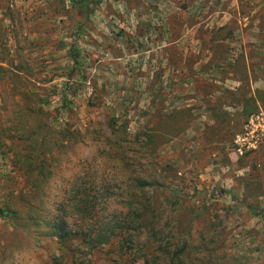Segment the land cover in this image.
Listing matches in <instances>:
<instances>
[{"label": "rangeland", "instance_id": "obj_1", "mask_svg": "<svg viewBox=\"0 0 264 264\" xmlns=\"http://www.w3.org/2000/svg\"><path fill=\"white\" fill-rule=\"evenodd\" d=\"M86 2L92 13L77 16L70 0H0V209L21 217L0 216V264L61 260L49 225L74 227L77 185L114 228L127 174L181 197L166 232L187 242L186 264H264V144L230 150L237 101L264 90V0ZM212 107L234 117L217 125ZM108 119L142 139L134 169L104 145ZM112 249L82 258L115 264Z\"/></svg>", "mask_w": 264, "mask_h": 264}, {"label": "trees", "instance_id": "obj_2", "mask_svg": "<svg viewBox=\"0 0 264 264\" xmlns=\"http://www.w3.org/2000/svg\"><path fill=\"white\" fill-rule=\"evenodd\" d=\"M70 1H72L73 10L77 16L89 15L93 11L90 10L86 0ZM216 57L218 60L213 63L219 65L222 61L218 54ZM238 75L241 78L238 77L237 82L243 85L247 79L246 71L244 74L242 72ZM46 103H51V101ZM237 103L242 108L240 114L243 121L240 129L231 138L230 144L234 136L241 132L248 116L258 112L260 106H264V90H255L248 95L244 94ZM208 112L212 121L217 125H224L234 117L214 107L208 109ZM115 122V120L108 119L105 126L109 133L103 136L102 141L114 152H123V155L117 161L115 160L119 167L129 166L134 169L136 154L139 155L143 149L141 147L142 139L134 136L135 139L130 140L126 135V126H122L123 130L119 134ZM129 153H132L133 156H129ZM30 161H25L26 166H31ZM134 177L133 174H127V177L119 180L127 193L121 202L122 217L119 221L116 219L114 228L108 229L100 224L102 216L99 218L101 213L98 214L99 212L96 210L97 204L94 203L97 200L94 193L81 190L80 186L75 184L77 186L74 188L72 201L70 200L71 204L68 208L76 217L74 227H71L60 216L49 225L51 240L55 241L58 257L61 259L56 264H62L67 257L70 258V264H93L91 258L86 260L82 257H91L93 251L105 246L113 247L111 253L116 257L115 264H149L151 259V264H160V259L157 260L159 256L162 257V264H186L183 255L187 242L179 246L176 229L171 228L166 232L167 227L170 228L169 226L175 223V206L181 204V197L172 185L166 184L161 179L144 180ZM104 183L100 181L99 185L102 186ZM108 190L109 188L104 189L103 197L106 198V202L110 195ZM0 216L13 223L21 218L19 212L11 209H0ZM189 217H192L191 211ZM18 227L25 229L23 225H18ZM77 237H80L79 245L74 243Z\"/></svg>", "mask_w": 264, "mask_h": 264}, {"label": "built area", "instance_id": "obj_3", "mask_svg": "<svg viewBox=\"0 0 264 264\" xmlns=\"http://www.w3.org/2000/svg\"><path fill=\"white\" fill-rule=\"evenodd\" d=\"M264 144V113L261 109L246 119L240 133L234 136L231 152L240 158L255 152Z\"/></svg>", "mask_w": 264, "mask_h": 264}]
</instances>
